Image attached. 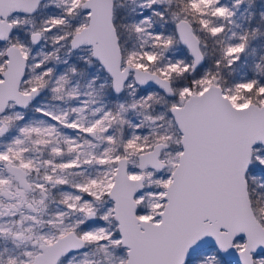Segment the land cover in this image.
Here are the masks:
<instances>
[{"label":"snow or ice","instance_id":"1","mask_svg":"<svg viewBox=\"0 0 264 264\" xmlns=\"http://www.w3.org/2000/svg\"><path fill=\"white\" fill-rule=\"evenodd\" d=\"M0 264H264V0H0Z\"/></svg>","mask_w":264,"mask_h":264}]
</instances>
